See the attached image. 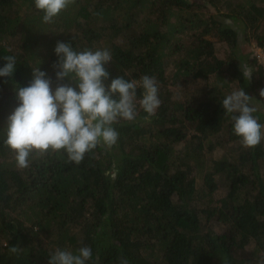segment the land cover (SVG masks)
Returning a JSON list of instances; mask_svg holds the SVG:
<instances>
[{
	"label": "trees",
	"instance_id": "16d2710c",
	"mask_svg": "<svg viewBox=\"0 0 264 264\" xmlns=\"http://www.w3.org/2000/svg\"><path fill=\"white\" fill-rule=\"evenodd\" d=\"M43 14L34 0H0V67L16 57L12 76L0 77V264H48L57 249L83 246L92 250L87 264H264V139L241 146L236 114L222 107L229 92L179 94L188 81L225 71L251 106L264 100L255 76L264 70L244 44L254 39L264 50V0H74L51 23ZM207 35L230 48L225 59ZM58 41L78 52L109 50L110 79L155 77L161 104L146 119L137 89V117L113 125L111 149L98 146L79 165L63 150L34 153L20 169L4 144L16 90L37 67L53 90L74 86L56 80ZM241 65L254 66L250 80ZM218 147L230 153L214 158Z\"/></svg>",
	"mask_w": 264,
	"mask_h": 264
},
{
	"label": "clouds",
	"instance_id": "9594fccd",
	"mask_svg": "<svg viewBox=\"0 0 264 264\" xmlns=\"http://www.w3.org/2000/svg\"><path fill=\"white\" fill-rule=\"evenodd\" d=\"M74 0H34L35 8L41 10L43 22L51 23ZM54 63L58 82L66 78L74 86L57 83L39 67L33 68L32 80L26 87L16 90L18 106L7 118L4 144L14 152L16 166H29L32 154L44 156L49 152L63 150L69 162L79 165L85 155L98 146L111 149L116 145L119 133L113 127L120 120L134 121L137 117V89H142L139 107L151 117L161 104L158 82L155 77L144 75L139 80L128 81L123 77L110 79L106 68L112 60L107 49H84L75 51L69 42L58 41ZM6 64L0 67V77H11L15 71L16 57L5 56ZM243 77L251 79L252 70L241 65ZM264 97V89L260 90ZM250 97L241 88L227 95L222 107L232 116L233 132L242 147L254 148L264 139V124L253 114ZM115 177H113L114 179ZM19 247L9 248L17 253ZM92 258L88 246L80 247L74 254L57 249L48 264H87ZM121 264H129L121 259Z\"/></svg>",
	"mask_w": 264,
	"mask_h": 264
},
{
	"label": "rangeland",
	"instance_id": "374dc122",
	"mask_svg": "<svg viewBox=\"0 0 264 264\" xmlns=\"http://www.w3.org/2000/svg\"><path fill=\"white\" fill-rule=\"evenodd\" d=\"M214 12V11H213ZM206 38L210 39L213 41L214 43V47H215V55L216 57L220 58V59H225L226 56L229 54L230 52V48L222 41H219L217 37L212 36V35H207ZM7 41L9 44L13 43L14 45H16L18 47L19 44V37H13V38H7ZM244 44H246V49H251L252 47H254V45H256V42L254 41V39H250L248 41H246ZM247 60H249L250 58V54L248 53L247 55ZM167 63L169 64L168 70H171L172 67V63L171 60L168 59ZM246 68H250L252 70V68H254V66H249L247 65ZM253 72V71H252ZM225 71L221 72L220 74H212L209 77L205 78V79H193L188 81L187 83H185L182 87L184 88L183 90H179V94L183 95L185 92L189 93V92H197L196 90H198L199 92L209 88L210 86H217L218 88H220L221 90L225 91V92H229V94H231L233 91L239 90L237 84L235 82L229 81V79H224L223 77L225 74ZM258 74H256L255 76L258 77L260 79V88L258 89V92L260 93L261 89H264V71L261 72H257ZM227 81V82H226ZM264 99V97H263ZM251 103L259 108L261 111L264 112V100H258V99H252ZM181 147V146H180ZM232 150V148H231ZM206 148L204 150H202L200 153L202 156H206ZM225 149L218 147L216 149H214L211 152V155L214 158H218L220 156H222L223 153H225ZM227 153H230L228 151H226ZM209 153V152H208ZM224 188L220 187L218 190H216L215 192V197H221L224 195ZM247 251L252 250V244H248L246 247Z\"/></svg>",
	"mask_w": 264,
	"mask_h": 264
},
{
	"label": "built area",
	"instance_id": "2783aa9c",
	"mask_svg": "<svg viewBox=\"0 0 264 264\" xmlns=\"http://www.w3.org/2000/svg\"><path fill=\"white\" fill-rule=\"evenodd\" d=\"M252 56L257 65L264 70V50L258 45H254V47H252Z\"/></svg>",
	"mask_w": 264,
	"mask_h": 264
}]
</instances>
